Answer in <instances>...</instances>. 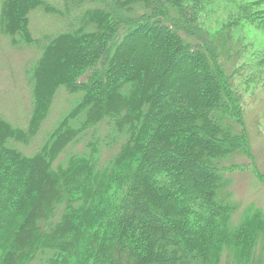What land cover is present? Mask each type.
I'll use <instances>...</instances> for the list:
<instances>
[{"label":"trees","instance_id":"1","mask_svg":"<svg viewBox=\"0 0 264 264\" xmlns=\"http://www.w3.org/2000/svg\"><path fill=\"white\" fill-rule=\"evenodd\" d=\"M61 1L0 0L3 36L38 54L26 127L0 114V264H264V211L230 189L264 174L229 63L231 28L264 0L219 31L204 19L225 0ZM36 11L65 29L35 37Z\"/></svg>","mask_w":264,"mask_h":264},{"label":"rangeland","instance_id":"2","mask_svg":"<svg viewBox=\"0 0 264 264\" xmlns=\"http://www.w3.org/2000/svg\"><path fill=\"white\" fill-rule=\"evenodd\" d=\"M44 1L54 8L63 6L61 0ZM241 1L244 0H225L224 3H216V7L213 9L210 6L211 8L204 19L205 26L217 28L219 21L229 17L228 11L231 6ZM30 22L33 35L37 38L43 33L60 32L65 29V22L62 23L61 19L47 15L42 11L34 12L30 16ZM243 52L244 49H242L238 60L229 63L230 68L235 72L236 82L240 83L241 87L244 84L242 87L244 120L256 167L261 174H264V71H262L264 58L260 60V57H257L254 63L240 64ZM37 58V52H34L31 47H13L8 37L3 36L0 30V114H4L7 121L21 128L26 127L27 115L32 108L30 87L25 74L29 64ZM70 99L72 98L63 91L56 95L48 118L42 125L43 130L52 129L57 117L68 108L67 101ZM39 140L42 139L39 138ZM247 170L230 174L233 177L230 186L232 199L241 208L253 204L264 211V182L252 176L250 169Z\"/></svg>","mask_w":264,"mask_h":264},{"label":"clouds","instance_id":"3","mask_svg":"<svg viewBox=\"0 0 264 264\" xmlns=\"http://www.w3.org/2000/svg\"><path fill=\"white\" fill-rule=\"evenodd\" d=\"M215 8L216 5H211ZM231 10L236 12L235 5L231 6ZM254 11L264 14V3ZM264 20V15L259 18L242 17L239 23L230 30V39L234 46L244 49L240 64L254 63L257 57L264 56V26H261V21ZM226 23L225 20L218 22L216 31L220 30V24ZM264 71V69H262Z\"/></svg>","mask_w":264,"mask_h":264}]
</instances>
